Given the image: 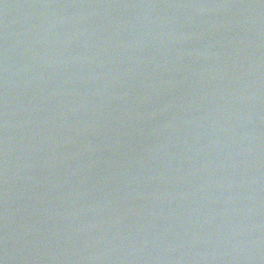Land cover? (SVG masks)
Here are the masks:
<instances>
[{
	"label": "water",
	"instance_id": "1",
	"mask_svg": "<svg viewBox=\"0 0 264 264\" xmlns=\"http://www.w3.org/2000/svg\"><path fill=\"white\" fill-rule=\"evenodd\" d=\"M2 264H264V0H0Z\"/></svg>",
	"mask_w": 264,
	"mask_h": 264
},
{
	"label": "snow or ice",
	"instance_id": "2",
	"mask_svg": "<svg viewBox=\"0 0 264 264\" xmlns=\"http://www.w3.org/2000/svg\"><path fill=\"white\" fill-rule=\"evenodd\" d=\"M0 264H2V262H0Z\"/></svg>",
	"mask_w": 264,
	"mask_h": 264
}]
</instances>
